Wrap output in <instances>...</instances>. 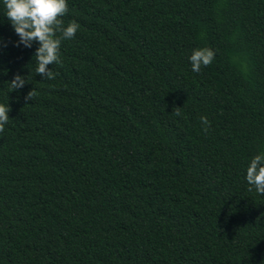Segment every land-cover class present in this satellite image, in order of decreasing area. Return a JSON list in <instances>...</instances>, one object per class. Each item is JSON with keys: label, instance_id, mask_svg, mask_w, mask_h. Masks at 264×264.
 <instances>
[{"label": "trees", "instance_id": "1", "mask_svg": "<svg viewBox=\"0 0 264 264\" xmlns=\"http://www.w3.org/2000/svg\"><path fill=\"white\" fill-rule=\"evenodd\" d=\"M67 3L50 80L0 5V264H264V0Z\"/></svg>", "mask_w": 264, "mask_h": 264}, {"label": "clouds", "instance_id": "2", "mask_svg": "<svg viewBox=\"0 0 264 264\" xmlns=\"http://www.w3.org/2000/svg\"><path fill=\"white\" fill-rule=\"evenodd\" d=\"M0 5L4 10L3 16L18 37L15 46L30 49L34 43L37 44L34 55L36 73L42 79H54L55 74L48 66L60 62L62 40L73 39L80 27L76 21H70L64 26L60 19L68 13L67 0H0ZM214 57L215 53L210 48L194 49L188 57L191 70L199 73L202 67L212 63ZM10 84L13 90L20 89L26 84L25 77L17 75ZM9 112L8 105L0 104V132L4 131L10 120ZM200 123L204 131L210 127V121L206 116L200 117ZM245 180L249 185V191L254 188L257 193L264 195V151L249 158Z\"/></svg>", "mask_w": 264, "mask_h": 264}]
</instances>
